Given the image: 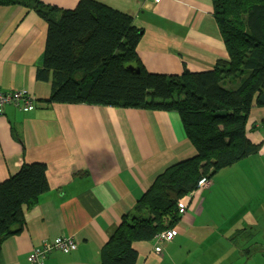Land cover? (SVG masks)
<instances>
[{"label":"crops","instance_id":"0c3cea01","mask_svg":"<svg viewBox=\"0 0 264 264\" xmlns=\"http://www.w3.org/2000/svg\"><path fill=\"white\" fill-rule=\"evenodd\" d=\"M63 10L80 0H42ZM129 15L142 31L137 55L144 69L177 78L210 70L228 55L213 18L212 0H94ZM47 24L22 6H0V91L33 98L27 112L0 109V183L23 164L47 166L49 189L25 212L23 231L0 244V264H29L31 250L57 237L77 249L52 251L43 264H100V251L124 216L169 166L196 155L176 112L50 104V84L37 81ZM264 108L253 106L247 138L261 148L220 170L210 185L184 198L186 212L169 219L170 243H133L136 264H228L227 252L264 202ZM263 200V201H262ZM258 203V208L251 206ZM247 214L239 216V212ZM161 247L154 253L156 245Z\"/></svg>","mask_w":264,"mask_h":264},{"label":"trees","instance_id":"16d2710c","mask_svg":"<svg viewBox=\"0 0 264 264\" xmlns=\"http://www.w3.org/2000/svg\"><path fill=\"white\" fill-rule=\"evenodd\" d=\"M15 5L47 24L35 78L50 84V104L176 112L195 149L194 157L156 176L100 251V264H136L133 243L172 228L165 211L178 219V203L200 180L211 181L261 148L247 138L246 125L253 106L264 108V0H212L228 60L200 73L184 69L177 78L144 69L136 52L142 31L125 13L94 0H80L72 10L42 0H0ZM46 171L44 163H25L0 183V244L23 231L25 212L49 189Z\"/></svg>","mask_w":264,"mask_h":264},{"label":"built area","instance_id":"2783aa9c","mask_svg":"<svg viewBox=\"0 0 264 264\" xmlns=\"http://www.w3.org/2000/svg\"><path fill=\"white\" fill-rule=\"evenodd\" d=\"M162 0H147L150 6L158 5ZM33 98L31 95L23 91H13V92H2L0 91V109L5 105H17L22 111L27 112L33 109ZM210 181L202 179L198 183V187L192 191L188 196H192L195 192L200 189L206 188L210 185ZM186 212V204L181 201L177 205L176 215L182 216ZM177 231L174 227L169 228L159 235L156 236L158 243L165 242L170 243L173 241ZM77 243L71 237H57L50 241L44 242L41 246L35 247L31 250L27 257L29 264H43V259L45 256L55 250L62 251L64 253H70L77 249ZM161 252V247L157 244L154 248V253L159 254Z\"/></svg>","mask_w":264,"mask_h":264},{"label":"rangeland","instance_id":"374dc122","mask_svg":"<svg viewBox=\"0 0 264 264\" xmlns=\"http://www.w3.org/2000/svg\"><path fill=\"white\" fill-rule=\"evenodd\" d=\"M174 97L175 99L177 98L176 93ZM178 103L183 106L185 103L184 99L182 98ZM258 205L256 202L251 208L257 209ZM259 209V215L251 222H247L254 223L251 225L254 228L252 232L247 230L245 233L239 234L231 243L233 249L227 252L228 264H264V202ZM244 213L247 214L245 211L239 212V216H243ZM172 216L173 211L171 209L165 211L164 222Z\"/></svg>","mask_w":264,"mask_h":264},{"label":"water","instance_id":"95a60500","mask_svg":"<svg viewBox=\"0 0 264 264\" xmlns=\"http://www.w3.org/2000/svg\"><path fill=\"white\" fill-rule=\"evenodd\" d=\"M137 72H138V70H137Z\"/></svg>","mask_w":264,"mask_h":264}]
</instances>
